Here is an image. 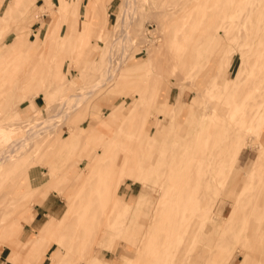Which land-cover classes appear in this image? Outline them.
<instances>
[{
  "label": "rangeland",
  "instance_id": "rangeland-1",
  "mask_svg": "<svg viewBox=\"0 0 264 264\" xmlns=\"http://www.w3.org/2000/svg\"><path fill=\"white\" fill-rule=\"evenodd\" d=\"M250 7L248 21L259 11L262 25L264 0H0V264H50L53 254L62 257L64 242L71 248L67 264H81L97 247L102 228L96 258L131 264L120 248L132 243L135 223L140 240L159 201L172 204L184 191V208L190 207L197 186L214 203L210 218L215 222L229 216L233 199L250 180L244 195L257 198L254 212L264 209L261 173L248 176L264 145V37L260 30L245 31ZM223 24L234 30L231 38H224ZM184 25V35L178 36ZM177 37L184 41L181 49L174 45ZM242 43L247 55L234 52ZM180 51L190 52L185 68L175 67L182 63ZM195 116L200 126L187 140L194 144L205 126L207 136L194 146L200 154L198 149L207 146L206 158L214 155L217 140L227 144L225 129L245 139L223 168L216 162L209 167L212 159L199 167L173 154L185 150L181 137ZM221 125L225 129L218 131ZM67 139H74L72 146H66ZM15 143L20 146L14 148ZM106 147L113 150L110 159H102ZM126 152L132 172L144 174L147 184L125 175L117 195L133 209L115 230L101 214L111 203L104 194L105 178ZM206 170V176L197 175ZM175 175L189 187L175 186ZM49 192L51 202H58V215H40L33 222L31 214L35 217ZM71 204L78 222L54 232ZM85 209L89 227L80 230ZM182 214L167 213L160 228ZM228 238L208 260L195 263L241 264V253L227 259L245 242L236 235ZM258 251L249 264H264V243Z\"/></svg>",
  "mask_w": 264,
  "mask_h": 264
},
{
  "label": "bare ground",
  "instance_id": "bare-ground-1",
  "mask_svg": "<svg viewBox=\"0 0 264 264\" xmlns=\"http://www.w3.org/2000/svg\"><path fill=\"white\" fill-rule=\"evenodd\" d=\"M191 6H192V4H191ZM252 7H250V9L248 10V13L246 14L247 17H245V19H244L246 23H249V27L246 26L247 28L245 29V31L248 30V33H251V35H252V33L254 34L258 30H260V32L263 34V37H264V22L262 23V25L258 24V22L260 20L259 11L254 12V15H255L254 18L251 21H248L249 16H250L249 13H250V10ZM226 25L228 26L229 24H223L220 29L223 30L224 38L228 39L229 37L231 38L233 36L234 30L232 28H227ZM184 29H186V25H184L183 27L178 29L177 35L178 36L184 35L181 32ZM195 29H196L195 31L199 30V32H202V31H200L199 28H195ZM121 31H123V30H121ZM241 33H242V31H241ZM120 35H122V34H120ZM193 36H194L193 34L191 36L190 35L187 36L184 39V41H186V40L191 41ZM244 37L247 38V37H250V35L245 33ZM205 38H207V36H205ZM175 41H176V43L174 45L178 49H181L182 47L185 46L184 41L183 42L178 41V37L176 38ZM190 41L188 43H190ZM228 41H230V40H228ZM119 43H120V41H119ZM246 46L247 45L242 43V44L238 45V47L234 50V52H236L237 54L247 55L248 52H250V51L248 50V48ZM243 47L245 49H243ZM188 53L190 55V52H188V51H186V52L180 51V53H177V55L182 56V58H181L182 63H179V65L176 64L175 67H179V66L183 65V68H185V65H187V63L189 61L187 59V57H189ZM193 62H194V64L198 63V61H193ZM186 70L187 69H185V70L183 69L182 71L187 72ZM198 71H199V69H198ZM187 78H190V77L187 76L186 79ZM192 80H194V78ZM90 94L91 93H89V95ZM92 94H93V92H92ZM177 100L178 99H176V101ZM202 100H204V99H202ZM169 103H171V102H169ZM169 103H168V105H170ZM234 104L237 105L236 103H234ZM232 109L236 111L237 108L236 109L232 108ZM180 114L181 113H179V115ZM142 116L143 115L140 114L137 118V121L135 124L137 127H140L139 125L142 122V120H140V119ZM183 119L185 120V118H183ZM198 123H199L198 119L195 116V119L191 124L192 126L190 127L188 134L186 136H183V138L181 137V139H183L182 143H183V145H185V150L183 152H180L179 154L178 153L176 154L173 151L174 155L179 156L181 162H188V163L190 162V163H192V165H194V163H196V162H199V167H202L204 164V160L212 159L210 162H208L209 167L212 166L213 163L216 162L218 169H219V167L223 168L224 167L223 165H225L226 160L227 159L234 160L237 149L241 145H243L244 143L246 144L243 136H241L239 139L234 138V136H235V130L234 129L228 130V129H225V126L221 125L220 127H217L216 129L219 128L218 131L225 129L224 132L228 133L227 138H226V136H224V138H226L227 144L222 145L216 139L217 144H219L218 148L215 149V153L212 157L210 156L209 158H206V152H207L208 147L206 146L203 148H199L197 152H201V154H200V153L195 152L197 150V148L194 146L195 142L196 141L198 142V139H201L204 135L207 136L205 126L202 125L200 127L201 134L199 135V137L197 136L198 138L195 139L194 144L188 143V140H187L192 129H195V128L200 126ZM178 125H180V124H178ZM248 131L249 130H247L246 133H248ZM208 135H211V133H208ZM248 135L250 136L249 133H248ZM177 138L179 139L178 134H177ZM228 141H230V142L228 143ZM14 145L16 146V147L13 146L14 148H18L20 146L19 143L18 144L15 143ZM163 153H165V152L163 151ZM112 155H113V150L106 147V150L104 151V153L102 155L103 156L102 159H110ZM89 157H90V155L88 156V158ZM1 159L2 158H0V160ZM255 160L256 161H255L252 169L249 171L248 176L251 177L254 173H261V175H260L261 183H264V145L263 144L261 145V148L258 152V156L256 157ZM98 161H101V160H99V159L95 160L94 163L97 164ZM114 161L116 164H114L112 166L113 169L110 170L108 176H106V178H105L106 182H107V187H105L106 189L104 190L105 196L109 199V201L111 203L110 204L106 203V205H104V209L101 212V214L104 216L103 218L107 222H109V226L111 229H115L114 227L118 226V224H120L121 221L126 220L125 217L127 218L128 216H130L131 211L133 209V206L130 202H127L123 199H120L117 195L118 194L117 190L120 187V185L125 184V181H124V179L126 180L125 175L129 176L128 179L131 178V180L133 179L134 181H144L143 183L147 184L145 182L144 174L140 173L137 175V174H134L132 172V170H131V164H132L131 163V157L129 156V154L127 152L124 153V156L121 159L119 165L117 163L118 160L115 159ZM154 164L155 163H153L152 165H148V167H146V169H148V168L153 169V166H155ZM158 168H160V167H158ZM202 170H203V168H202ZM208 170L210 171V169H208ZM208 170H206V172L204 174L202 172H198L197 175L200 177L206 176L209 172ZM143 172L144 171H142V173ZM93 175H91V176H93ZM78 177L80 178L81 182H85L87 180V178L82 176V175L81 176L78 175ZM211 179L207 180V184H208V182L211 181ZM173 180H174L173 181L174 185L177 187H180V186L181 187H184V186L189 187L188 185H186V181L184 183H181L182 181L177 175L174 176ZM252 185H253V183L251 180L248 181L246 184H243V187H241V191L238 194L237 198L233 199V205L231 207L230 213L228 214L229 216L226 219L225 218L222 219L223 221L220 220L219 222H215V220L210 218L214 203H211L207 200V198H204V194L200 192L198 186L192 192L191 206L190 207L184 208V206H185V204L183 203V199H184L183 198L184 197L183 192L184 191L179 193L180 190L178 192L179 194H177V193H176L177 195L175 194L176 199L172 200L173 205L169 202V200L167 201L166 199L159 201V203L157 204V206L155 207V209L153 211V216H152V219H151L149 225H147L146 230H143V232L141 234L142 236H141L140 240H139L140 234H138V228H137V225L135 223L132 230H136V231H133V233H132L134 236L132 243L130 245H128V248H124V247L120 248L121 252H124V254L126 256L125 262L131 263V264H164L166 262V260L171 257L173 259V264H196L195 263L196 258H201L204 261H205V259L208 260V258L211 255L213 256L214 248H217V247L220 248L222 246V244L224 243V241H225V243L228 242V240H229L228 236L229 235H236L238 238H242L244 240L245 245L243 246V248L237 249V252H233V250L229 251V255H228L227 260H229V262H231L237 253H241L244 257L243 262L241 264H249L251 257H253L254 255H257L259 253L258 246L260 244L264 243V209H259L258 211L254 212L253 207L257 204V200H256L257 198L255 199L252 196L244 195L245 189H247L248 187H250ZM162 189H164V191L167 192V188L161 187V190ZM169 190H171V188H169L168 191ZM167 196H168V194H167ZM164 197L167 198L166 194L164 195ZM70 201H71V203L73 202L72 200H70ZM250 204H252L250 209L246 210L247 206ZM175 210L182 211L183 212L182 217L179 218V217L173 215L172 217H170V219L168 221L165 220L166 222L164 224V227L160 228V226L162 225V222H164V219H166L165 218L166 214L167 213L170 214V212L172 213ZM84 211H85L84 216L82 214V218H81L82 220L79 221L80 230L89 227V226H87L88 220L85 218L86 209ZM74 212H75V207L73 206V204H71L69 209L67 210V212L64 214V217L62 218V220L59 221V225L56 227L54 232L62 231L64 229L74 225V221L78 222L76 219H73L74 218L73 217ZM176 212H178V211H176ZM211 220H213L214 223L212 224L211 227L208 228L209 222ZM103 223L104 222H102V226H104ZM103 231H104V228L100 229V231H99L100 233L98 232L99 233V235H98L99 240L97 243V247L93 251L91 250L90 252H88L87 256H85L83 258V261L81 264H110V263L104 262L102 260L99 261L96 258V254L99 252V249L101 248V243H102L101 234ZM98 237H97V239H98ZM137 243H139V244L137 247H135V245ZM197 244H198V246L200 245L198 248L196 247ZM94 245H95V243H94ZM94 245L92 246V249H93ZM173 248L175 249L174 252L172 251ZM193 251H195V254H193ZM59 252L61 253L62 257L58 258V256L53 254L52 255L53 261L50 264H67L69 257L71 255V248L64 242V243H62V247H61V250ZM143 255H144V257H143Z\"/></svg>",
  "mask_w": 264,
  "mask_h": 264
},
{
  "label": "crops",
  "instance_id": "crops-1",
  "mask_svg": "<svg viewBox=\"0 0 264 264\" xmlns=\"http://www.w3.org/2000/svg\"><path fill=\"white\" fill-rule=\"evenodd\" d=\"M40 95H38L37 98H35L34 100V103L39 107V104L37 103L38 99H39ZM74 139H67V143H66V146H72V141ZM254 165V164H253ZM253 167V166H252ZM51 198V192H49L47 195H46V199L43 201L42 205H39L36 207V212L37 214L35 215L34 217V212L31 214V220L34 222L36 221V219L40 216V215H50L52 217H55L58 215V211L57 209H55L54 207V204H58V202H54L50 200ZM57 208V207H56Z\"/></svg>",
  "mask_w": 264,
  "mask_h": 264
}]
</instances>
